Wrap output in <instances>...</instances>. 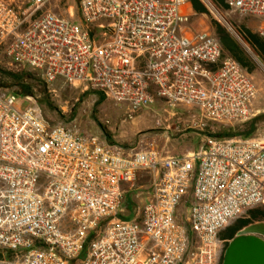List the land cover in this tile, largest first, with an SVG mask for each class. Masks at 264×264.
I'll return each instance as SVG.
<instances>
[{
  "label": "built area",
  "instance_id": "built-area-1",
  "mask_svg": "<svg viewBox=\"0 0 264 264\" xmlns=\"http://www.w3.org/2000/svg\"><path fill=\"white\" fill-rule=\"evenodd\" d=\"M189 1L78 0L86 28L42 11L50 0H0V53L42 72L47 84L63 78L125 101L128 113L162 100L207 121L246 122L256 92L246 70L215 36L178 35ZM224 1L264 18V0ZM96 23L100 41L90 30ZM212 52H221V70ZM26 99L33 104L23 109L0 93V264H220V232L264 206V131L208 137L175 157L154 142L128 149L50 123ZM141 171L151 174L148 202L122 220L123 187ZM190 189L188 215L179 221Z\"/></svg>",
  "mask_w": 264,
  "mask_h": 264
},
{
  "label": "rangeland",
  "instance_id": "rangeland-1",
  "mask_svg": "<svg viewBox=\"0 0 264 264\" xmlns=\"http://www.w3.org/2000/svg\"><path fill=\"white\" fill-rule=\"evenodd\" d=\"M201 2L208 13H196L190 8L189 21L181 24L178 35L194 39L199 35L208 34L217 38L213 27V23L216 22L248 56L253 67L248 74L256 92L250 103L251 116L246 122L207 121L193 109L181 104L170 106L162 100H157L149 109L128 113L129 104L125 101L117 102L101 93L85 90L84 83L71 86L63 78L47 84L42 72L12 65L3 53H0V93L15 97L17 105L23 109L33 104L26 99L27 96L32 97L34 104L40 108L50 123L75 125L85 134L97 135L107 144H116L128 149H144L149 143L154 142L162 154L175 157L194 153L208 137L225 138L224 131L230 127L237 128L239 133L236 137L228 139L255 136L264 131V63L244 40L242 30L247 29L259 35V30L264 28V18L243 16L231 8L219 9L210 0ZM42 11L52 12L70 23L81 25L78 0H50ZM228 24L233 26L239 35L232 34ZM105 136L108 139H105ZM108 140L112 142L109 143ZM150 183L151 174L139 172L137 181L130 187L128 194L135 209L148 202L147 192ZM191 198L192 189L177 209L179 221L187 217ZM252 209L260 210L259 218L252 223L264 222V206ZM128 214L126 209L120 212V215ZM245 217H248L247 213L240 218ZM241 227H237L233 234ZM225 233L224 229L219 237L224 239ZM227 244L228 242L220 241V264Z\"/></svg>",
  "mask_w": 264,
  "mask_h": 264
},
{
  "label": "trees",
  "instance_id": "trees-1",
  "mask_svg": "<svg viewBox=\"0 0 264 264\" xmlns=\"http://www.w3.org/2000/svg\"><path fill=\"white\" fill-rule=\"evenodd\" d=\"M210 1L219 9H228L224 0H210ZM190 2L193 10L196 13H200V14L208 13L206 8L203 6L201 0H190ZM213 27L217 35V39L222 47L223 54L228 55L233 59H235L243 69L245 70L247 69L248 71H251L253 67L251 65L250 59L240 48V46L234 41V39L218 23L214 22ZM242 35L244 40L253 48L257 57L264 63V38H262L260 35L250 32L247 29L242 30ZM238 133L239 132L237 131V128L230 127L229 129L224 131L223 135L225 136V138L223 139H228V137H236ZM248 136L245 138H248ZM124 208L128 211L129 214L127 216L119 215L118 217L122 220H130L132 218L133 212L135 211V205L131 201V198L128 194L124 197ZM246 213L248 214V217L238 218L234 221L233 224L239 222L240 225H238L237 227L245 226L252 223V221H256L260 216L259 209H250ZM231 226L232 225H229L228 227L225 228L226 233L224 235L225 237L224 239H232L233 232L235 229H237V227L233 228ZM190 237L193 238V235L191 233H190ZM82 258H84V255H82Z\"/></svg>",
  "mask_w": 264,
  "mask_h": 264
},
{
  "label": "water",
  "instance_id": "water-1",
  "mask_svg": "<svg viewBox=\"0 0 264 264\" xmlns=\"http://www.w3.org/2000/svg\"><path fill=\"white\" fill-rule=\"evenodd\" d=\"M221 264H264V222L242 228L228 242Z\"/></svg>",
  "mask_w": 264,
  "mask_h": 264
},
{
  "label": "crops",
  "instance_id": "crops-1",
  "mask_svg": "<svg viewBox=\"0 0 264 264\" xmlns=\"http://www.w3.org/2000/svg\"><path fill=\"white\" fill-rule=\"evenodd\" d=\"M190 8H192V5H191V2L189 1L185 6H183L182 8H181V13H182V15H184V16H188V18L190 17ZM81 24H82V26H84V27H86V28H88V26L86 25V24H84L83 23V21H82V18H81ZM90 30L92 31V37L93 38H95V39H97V40H99L100 38H101V36H102V30H101V28H100V23H96V24H94V25H91L90 26ZM100 41V40H99ZM228 56V55H227ZM246 72L248 73V72H251V71H248L247 69H246ZM105 139H108L107 138V136H105ZM109 141V143H111L112 141H110V140H108ZM141 172H147V171H141ZM132 185H134V183L133 184H126V185H124V191H125V195H124V197L127 195V194H129V191H130V187H132ZM150 186H151V183H150ZM148 194L150 193V187H149V190H148V192H147ZM123 209H125L124 208V202H123V207H122V210L120 211V212H122L123 211ZM138 209V208H137ZM137 209H135V211L133 212V214H132V217L134 216V214H135V212H136V210ZM120 212H119V214H118V216L120 215ZM219 239V241H226V239H223V238H221V237H219L218 238Z\"/></svg>",
  "mask_w": 264,
  "mask_h": 264
},
{
  "label": "bare ground",
  "instance_id": "bare-ground-1",
  "mask_svg": "<svg viewBox=\"0 0 264 264\" xmlns=\"http://www.w3.org/2000/svg\"><path fill=\"white\" fill-rule=\"evenodd\" d=\"M211 62L214 63V70H221L222 68L221 52H212Z\"/></svg>",
  "mask_w": 264,
  "mask_h": 264
},
{
  "label": "flooded vegetation",
  "instance_id": "flooded-vegetation-1",
  "mask_svg": "<svg viewBox=\"0 0 264 264\" xmlns=\"http://www.w3.org/2000/svg\"><path fill=\"white\" fill-rule=\"evenodd\" d=\"M238 225H240V223L239 222H236L235 224H233L231 227H237ZM245 226H247V225H245ZM245 226H242L239 230H237L234 234H233V236H232V238L233 237H235L236 236V234L242 229V228H244ZM231 239H229V241H230ZM227 239H226V241L225 242H229Z\"/></svg>",
  "mask_w": 264,
  "mask_h": 264
}]
</instances>
